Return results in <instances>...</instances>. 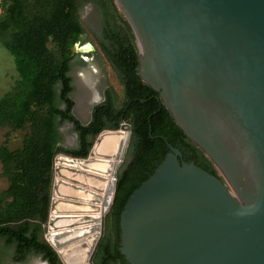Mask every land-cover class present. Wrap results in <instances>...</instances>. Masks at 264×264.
I'll return each mask as SVG.
<instances>
[{"label": "water", "instance_id": "1", "mask_svg": "<svg viewBox=\"0 0 264 264\" xmlns=\"http://www.w3.org/2000/svg\"><path fill=\"white\" fill-rule=\"evenodd\" d=\"M116 1L140 75L225 178L171 146L122 212L123 254L130 264H264V0ZM131 132L122 121L87 158L56 155L45 238L63 264H95Z\"/></svg>", "mask_w": 264, "mask_h": 264}, {"label": "trees", "instance_id": "2", "mask_svg": "<svg viewBox=\"0 0 264 264\" xmlns=\"http://www.w3.org/2000/svg\"><path fill=\"white\" fill-rule=\"evenodd\" d=\"M91 5L96 24V49L113 69L121 93L108 87L87 122L77 118L71 75L74 63L89 64L74 46L93 45L85 39L82 10ZM0 43L13 55L19 78L0 98V129L23 131L12 148L9 134L0 144V264L20 263L30 255L45 264H63L45 238L58 153L87 158L96 137L105 129L131 125L126 158L118 170L105 233L95 264H130L121 250V215L131 195L165 161L171 146L182 152L181 162L195 163L225 178L207 154L186 134L167 108L160 92L146 83L138 68L139 42L116 0H0ZM86 43V44H85ZM77 134V145L61 144L62 126ZM10 262V263H9Z\"/></svg>", "mask_w": 264, "mask_h": 264}, {"label": "rangeland", "instance_id": "3", "mask_svg": "<svg viewBox=\"0 0 264 264\" xmlns=\"http://www.w3.org/2000/svg\"><path fill=\"white\" fill-rule=\"evenodd\" d=\"M82 19L88 30L85 39L93 45L86 44L84 51L80 52L86 60L92 58L87 53L96 49V41L93 33V26L96 24L94 17V9L91 5H87L82 10ZM77 47L74 48L76 50ZM89 64L74 63L71 71L73 76L74 91L72 97L75 101V114L82 122L89 121L93 104L104 98L105 87H114L118 93H121V85L111 66L103 58H94ZM19 78L13 55L0 43V98L10 91L16 80ZM61 144L67 147L77 145V136L72 126L66 124L61 127ZM9 134L10 145L12 148L19 146L24 135L23 131H11L8 127L0 129V144L4 141L5 135ZM8 183L1 174L0 165V190L5 189ZM10 263V262H9ZM10 264H45V262L37 255H30L28 259L20 263Z\"/></svg>", "mask_w": 264, "mask_h": 264}, {"label": "bare ground", "instance_id": "4", "mask_svg": "<svg viewBox=\"0 0 264 264\" xmlns=\"http://www.w3.org/2000/svg\"><path fill=\"white\" fill-rule=\"evenodd\" d=\"M83 49H84V47H83ZM113 141V138H110V140L108 139V143L109 142H112ZM111 152V151H110ZM94 165V167H97V168H99V169H105V168H107V164H99V163H94L93 164ZM60 192L61 193H69V194H72V195H83L82 193H78V192H76V191H72V190H70V189H67L66 187H64V186H60ZM88 243V245H89V242H87ZM86 251H87V247L86 248H82L81 250H79V251H75V252H73L72 253V255H73V261L74 262H81V261H83L85 258H86Z\"/></svg>", "mask_w": 264, "mask_h": 264}, {"label": "flooded vegetation", "instance_id": "5", "mask_svg": "<svg viewBox=\"0 0 264 264\" xmlns=\"http://www.w3.org/2000/svg\"><path fill=\"white\" fill-rule=\"evenodd\" d=\"M79 52H82V51H75L74 50V53L76 54V53H79ZM108 87H105V89H104V96H105V92H106V89H107ZM104 99V98H103ZM103 99L102 100H99L98 102H95L94 104H93V107L96 105V104H98V103H100V102H102L103 101ZM93 109V108H92ZM92 113V112H91Z\"/></svg>", "mask_w": 264, "mask_h": 264}]
</instances>
